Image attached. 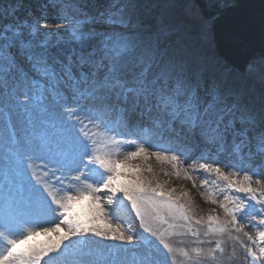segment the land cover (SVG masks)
<instances>
[{
    "label": "snow or ice",
    "instance_id": "1",
    "mask_svg": "<svg viewBox=\"0 0 264 264\" xmlns=\"http://www.w3.org/2000/svg\"><path fill=\"white\" fill-rule=\"evenodd\" d=\"M22 3L0 13L12 21L0 23V115L7 124L13 110L23 109L48 130L39 137L9 138L6 146L16 176L21 182L28 177L31 198L28 206L13 205L0 216V264H60L85 252L92 237L139 248L147 243L131 264H176L169 241L184 235L207 245L193 249L195 256L181 249L188 264H230L237 259L236 244L245 259L261 261L264 201L251 184L264 188V104L255 108L242 85L193 59L180 44H169L167 30L141 14L137 0H105L95 11L89 10L95 0H46L39 17L29 9L31 21L15 18ZM49 23L57 29L43 31ZM248 74L264 79V59L250 64ZM196 153L204 162L197 161L193 173L215 172L227 188L248 194L231 196L221 189L220 202L207 178L184 169L183 178L194 188L199 178L208 189L203 199L217 205L224 220L213 214L194 219L192 207L174 199L175 189L165 192L138 174L139 165L129 164L143 154L172 164L179 177V166ZM213 156L231 171L212 168ZM85 200L99 207L77 213L76 205ZM124 200L158 244L139 233L134 239L131 227L113 225L112 214ZM251 201L261 204L259 212ZM29 213L33 218H26ZM250 219L257 223L250 225ZM205 223L203 236L216 239H199L194 225ZM246 227L256 230L255 238ZM51 233L62 234L29 243ZM127 251L132 249H106L105 264H115Z\"/></svg>",
    "mask_w": 264,
    "mask_h": 264
},
{
    "label": "rangeland",
    "instance_id": "2",
    "mask_svg": "<svg viewBox=\"0 0 264 264\" xmlns=\"http://www.w3.org/2000/svg\"><path fill=\"white\" fill-rule=\"evenodd\" d=\"M191 3L188 5H184L182 8V11H186L189 13V16L191 18L190 21H185L184 23H180V27H172L169 28L166 26L167 30V35H168V43L169 44H180L182 47H184L187 42L191 46H194L200 50L202 54L197 52L196 48L191 53V57L193 59H196L198 61L206 62L209 64H213V61H217V57L219 56L216 52L215 49V44L213 42V34H212V21H208L203 18L200 10L196 8L193 0ZM218 0H209L210 3H214ZM224 2V5L227 6L231 3H233V0H222ZM17 3V0H0V13H4L6 9H9V6L12 4ZM43 3V0H23L22 6L18 12L15 14V18H18V20H29L31 21L33 19V16L28 15L29 9L31 10H38L36 13H33L34 16L39 17L41 15V5ZM105 0H95V5L94 7H90L89 10L95 11L96 9H101L102 6L104 5ZM177 3L174 0H165L164 4L161 5V10L158 12V15L160 18L164 19H169L173 18L176 19L175 16L179 13L178 7H176ZM32 12V11H31ZM169 12V13H168ZM171 13V14H170ZM53 14L52 9L47 10V17L50 19ZM169 14V15H168ZM189 18V19H190ZM194 20V21H193ZM195 20L198 21L199 25L195 23ZM12 22L8 18H0V23L2 24H8ZM43 22V21H42ZM198 28L200 32L196 31L194 28ZM65 26L64 24L59 25V29H63ZM57 29V26L54 24L49 23L46 28L43 29V31H49ZM201 29V30H200ZM207 54V59L206 56L204 55ZM196 55V56H194ZM201 55H204V60L201 59ZM217 56V57H216ZM206 59V60H205ZM230 67H226L224 69H218L219 71L223 72L230 80H233L237 82L238 84L242 85L244 88V84L249 85L250 87L256 89L258 92H261L259 96L262 97L260 99V102L257 100L254 96V92L250 89V87L246 88L247 90L245 91L246 93V99L255 107L259 108L261 104H264V79H261L259 75L256 76H251L247 78V82L245 81L244 83H241V81H237L233 79V75L231 74L232 70L229 69ZM12 119L15 124V130L16 134L13 135L7 128V124H5V118L0 115V160L2 158V161H0V179L2 177V171L6 170L7 172L11 173V170L13 168H10L12 164L9 163L8 157H10V153L6 154V146L9 144V138L15 139L19 137L21 140L27 138V137H37L35 134L38 132V130L42 129L44 132H46L47 126L43 125L41 122L35 121L32 124H30V121L28 120V116L26 112L23 111V109H15L12 112ZM21 117V118H19ZM23 120L21 121V119ZM19 120V121H18ZM37 122V123H36ZM31 126V127H30ZM26 128H29L30 131L28 133L24 132ZM117 138H123V137H117ZM213 158V159H212ZM210 160L216 161V157L213 156ZM150 159H146L143 154L140 156L136 157L134 160L130 161L129 164L133 165L135 163L136 165H139L138 174H140L143 177H146L150 180L153 181V185L156 183H159L165 192H169L172 189H175V192L173 194L174 199L178 198V202L180 203H186L192 207L193 214H194V219L201 218L203 217L204 220L206 221L207 216L209 214L213 215H219L221 220L226 219L224 216V213L221 209L218 208L217 205L207 203L203 199V196L206 195V192L208 189L212 190L213 192L216 193L218 201L222 202V195L223 193L221 192V189H223V192H226L227 194L231 196H237V197H242L245 198L248 194L246 193H239V192H234L233 190L227 188V184L225 181H223L220 177H218L215 172H204L203 170H198L195 173H192V175H198L199 177L202 176L204 178H207L209 180V185L208 189L202 188L201 190L198 189H192L191 184L189 183L188 185L185 183V180L183 178L184 174H181V178H178L175 173L173 174L172 172L168 171L165 172L163 168L161 167L160 161H154L151 162ZM212 161H209L211 163L212 168L220 167V165H224L226 163L225 160H222V162H215L213 163ZM5 165H1V164ZM156 165H160L157 166ZM187 165V164H186ZM185 165L184 169L187 167ZM148 167L152 168V172H148L146 169ZM239 167V165H237ZM222 171L224 172H229L231 169L229 168H221ZM182 170V169H181ZM164 171V173H163ZM167 173V175H165ZM190 174V173H189ZM126 176H122L121 179L124 180L126 179ZM242 177L238 176H233V179H241ZM212 181L216 182V185L219 187H216L212 184ZM24 182L27 184V189L30 192L31 184L29 183L28 177L24 179ZM33 183L35 181H32ZM262 184H264V181H262ZM251 187L253 189H256V196L259 200L264 201V188L261 187V185L256 184L254 181L251 184ZM31 193V192H30ZM185 193L187 195H185ZM126 201V200H124ZM252 205L259 210L261 209V204L257 203L256 201H251ZM35 208V204L33 205ZM94 207H99V205H93L91 202L87 203L86 208L84 209L83 215H86L90 209ZM117 213L119 215H122V222H117L115 219H113L111 222L113 225L119 223L121 224L125 229L131 227L132 233L134 234V239H135V232L137 229H139V225L136 221V218L127 213H120L121 211L119 209H116ZM32 216V215H30ZM33 218V217H31ZM43 222V221H42ZM257 223L256 220H249V224H255ZM195 228H199V230L202 232V236L199 238L200 240H206V239H216L217 237H204L203 232L205 231L207 224H201V225H194ZM262 228V227H261ZM245 231L248 232L250 235H253L255 238V232L256 230L253 227H246ZM53 234L57 235L55 236L58 238L59 235L62 233H51L50 236L52 237ZM241 240L244 241V243H248L246 237L243 236V234H240ZM226 239V238H225ZM52 240V239H50ZM153 244H158L156 240H151ZM175 251V260L176 264H188V261L186 258L182 255L181 249L184 251H187L189 256H195V252L193 249L196 247H202L205 250L207 249V245H200L197 242L196 238H190V237H180V238H173L170 239L169 241ZM65 243H68L65 241ZM235 241H229V244H233ZM109 248H124V249H132V251H127V252H121L119 255L118 260L115 262V264H131L133 259H139L140 256L137 255H142L143 252L147 249V243L145 244L144 248H139L138 244H133V245H127V244H122L120 241H111V240H106L102 237H92L91 241L89 242L88 248L85 250V252L80 253L79 255H76V257L84 262L87 263H97V264H105V260L107 258V252L106 249ZM258 251V249H257ZM236 252H237V259L230 262V264H253L251 261V258L248 257L245 259V251L242 247H240L239 244H236ZM103 253V255H101ZM262 261H264V258H261V264ZM228 264V262H226Z\"/></svg>",
    "mask_w": 264,
    "mask_h": 264
},
{
    "label": "water",
    "instance_id": "3",
    "mask_svg": "<svg viewBox=\"0 0 264 264\" xmlns=\"http://www.w3.org/2000/svg\"><path fill=\"white\" fill-rule=\"evenodd\" d=\"M193 2L212 21L216 51L229 66L247 75L250 64L264 59V0H233L227 6L222 0Z\"/></svg>",
    "mask_w": 264,
    "mask_h": 264
},
{
    "label": "bare ground",
    "instance_id": "4",
    "mask_svg": "<svg viewBox=\"0 0 264 264\" xmlns=\"http://www.w3.org/2000/svg\"><path fill=\"white\" fill-rule=\"evenodd\" d=\"M259 62V61H258ZM233 76V79H235V80H237V79H242V81H246L247 82V78L248 77H251L249 74H247V78H244L243 76H245L246 74H243V73H241L240 71H236V72H234V73H231ZM19 118H21V117H19ZM29 119H31V123H33V122H35V121H38L39 122V120H35V118L34 117H28V120ZM23 120V118L21 119V121ZM19 121V120H18ZM37 123V122H36ZM31 127V126H30ZM30 131V129L29 128H26L25 130H24V132H26V133H28ZM36 134H39V135H42V133L41 132H37ZM219 158V157H218ZM181 159H184V157L183 156H181ZM220 160L219 161H222L223 159H221V158H219ZM151 162H154V161H157L154 157H152L151 158ZM0 161H2V158H1V160ZM197 161L199 162V163H203L204 161L203 160H199V154L198 153H196V154H192V158H190V159H188V160H186V161H184V165L183 166H179V171L181 172V174H184V167H185V165L187 166L186 168H187V170H188V173H190V174H192L193 173V171H192V167H193V165L194 164H196L197 163ZM220 163V162H219ZM160 164H161V167L160 168H163V170L165 171V172H168V171H170V172H172L173 174L175 173V171H176V169H174L173 168V166H172V164H170V163H167V162H162V161H160ZM1 165H5V164H1ZM136 164L135 163H133V166H135ZM212 165V164H211ZM157 166H160V165H156V167ZM220 167L221 168H225V167H223V165H220ZM10 168H14V166L12 165V166H10ZM182 169V170H181ZM164 171H163V173H164ZM2 172H4V174L2 175V179L3 178H8V179H11L12 178V176L10 175V173H8L7 171H2ZM196 174V173H195ZM194 176H197V177H199L198 175H194ZM178 178H181V175L178 177ZM2 179L0 180V198L3 196L4 198H2V199H0V216H2L3 215V213H4V209H6V207L7 208H10V207H12L13 205H15L17 208H24V207H26L27 205H26V203L28 202V200L27 199H23V197H22V195H23V193H22V189H27V184L23 181V182H21L20 180L18 181V184L16 183V185H13L11 188H10V190H8V188L7 187H4V184H3V182H2ZM185 183L188 185L189 183L191 184V186H192V181H189V180H185ZM195 183H196V187L194 188L193 186H192V189H198V190H201V187H200V184H201V181H200V179L199 178H197L196 180H195ZM28 190V189H27ZM24 200V201H23ZM123 203H125V202H123ZM128 204V203H127ZM83 207L85 206V205H83V204H81ZM81 206V207H82ZM126 205L125 204H123V206H121V207H119L120 209H122L123 207H125ZM106 207V206H105ZM28 215V214H27ZM42 222V221H41ZM55 236H57L56 234L54 235L53 234V236L51 237L50 235H48L46 238H45V240L44 241H49L50 239H52L53 241L55 240V239H57ZM76 255H79V254H77V253H73V254H71V255H68L67 257H66V259L67 260H74V263L75 264H86V263H84V261H81V260H79L77 257H76ZM65 259V258H64ZM258 263V261H256V264ZM67 264H72V263H67ZM89 264H96V263H89Z\"/></svg>",
    "mask_w": 264,
    "mask_h": 264
},
{
    "label": "trees",
    "instance_id": "5",
    "mask_svg": "<svg viewBox=\"0 0 264 264\" xmlns=\"http://www.w3.org/2000/svg\"><path fill=\"white\" fill-rule=\"evenodd\" d=\"M177 5L176 7H178L179 13L175 16L176 19H173L172 17L169 19H162L159 17L158 12H160L161 10V5L164 4L165 0H137V6H138V11L145 15L146 17H148L150 20H152L154 23L163 26L164 28L169 27L172 28L173 26L176 27H180V23H184L186 20L190 21L191 18L189 16V13H187L186 11H182V8L180 6H184V5H188L189 3H191L192 1L190 0H174ZM169 13V12H168ZM171 14V13H170ZM169 15V14H168ZM190 18V19H189ZM194 21V20H193ZM195 23H198V21L195 20ZM196 31H198L199 29L194 28ZM201 30V29H200ZM200 32V31H198ZM185 49V51L188 54H191L196 47L191 46L188 42L187 44L183 47ZM196 50H198L196 48ZM199 53L202 54L199 50ZM204 55L207 57L208 55L204 53ZM204 55H201V59L204 60ZM223 67H226L225 64H222ZM235 72V71H234Z\"/></svg>",
    "mask_w": 264,
    "mask_h": 264
}]
</instances>
